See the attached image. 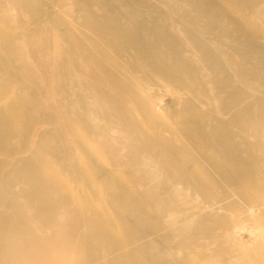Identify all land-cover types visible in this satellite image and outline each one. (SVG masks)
<instances>
[{
	"label": "rangeland",
	"instance_id": "1",
	"mask_svg": "<svg viewBox=\"0 0 264 264\" xmlns=\"http://www.w3.org/2000/svg\"><path fill=\"white\" fill-rule=\"evenodd\" d=\"M5 263L264 264V0H0Z\"/></svg>",
	"mask_w": 264,
	"mask_h": 264
},
{
	"label": "bare ground",
	"instance_id": "2",
	"mask_svg": "<svg viewBox=\"0 0 264 264\" xmlns=\"http://www.w3.org/2000/svg\"><path fill=\"white\" fill-rule=\"evenodd\" d=\"M119 257V256H118ZM120 258V257H119ZM47 259V258H46ZM48 262V261H47ZM6 264V263H5Z\"/></svg>",
	"mask_w": 264,
	"mask_h": 264
}]
</instances>
